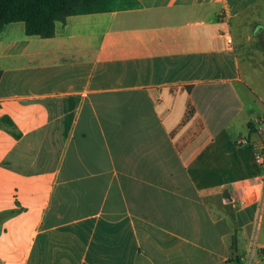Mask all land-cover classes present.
<instances>
[{
	"label": "crops",
	"instance_id": "1",
	"mask_svg": "<svg viewBox=\"0 0 264 264\" xmlns=\"http://www.w3.org/2000/svg\"><path fill=\"white\" fill-rule=\"evenodd\" d=\"M256 55L264 0H113L47 37L4 24L0 264H263Z\"/></svg>",
	"mask_w": 264,
	"mask_h": 264
},
{
	"label": "trees",
	"instance_id": "2",
	"mask_svg": "<svg viewBox=\"0 0 264 264\" xmlns=\"http://www.w3.org/2000/svg\"><path fill=\"white\" fill-rule=\"evenodd\" d=\"M112 3L113 0H0V30L6 23L22 21L27 35L47 37L53 34L56 20H63L69 14L108 9ZM0 122L12 125L6 116L0 117ZM235 240L234 232L231 243L234 250ZM231 260L245 264L238 253Z\"/></svg>",
	"mask_w": 264,
	"mask_h": 264
},
{
	"label": "rangeland",
	"instance_id": "3",
	"mask_svg": "<svg viewBox=\"0 0 264 264\" xmlns=\"http://www.w3.org/2000/svg\"><path fill=\"white\" fill-rule=\"evenodd\" d=\"M241 60V69L244 79L252 82V85L256 91L264 95V62L260 60V55L254 56V61L257 63L255 67L250 64L249 60H244V56H242ZM259 217L260 212L257 222L253 225L250 231V236L248 239L250 248H253L255 245H257V243H261L262 241L264 242V213L262 214L261 218ZM245 263L247 264V261Z\"/></svg>",
	"mask_w": 264,
	"mask_h": 264
},
{
	"label": "built area",
	"instance_id": "4",
	"mask_svg": "<svg viewBox=\"0 0 264 264\" xmlns=\"http://www.w3.org/2000/svg\"><path fill=\"white\" fill-rule=\"evenodd\" d=\"M227 41L228 42H231V37H228L227 38ZM263 124H264V115L263 116H260L258 117L257 119V128L258 129H262L263 128ZM255 157L257 159V161L259 163H261L262 165H264V145L263 146H260L258 148V150L256 151V154H255Z\"/></svg>",
	"mask_w": 264,
	"mask_h": 264
}]
</instances>
